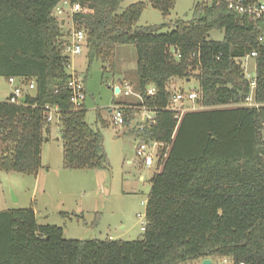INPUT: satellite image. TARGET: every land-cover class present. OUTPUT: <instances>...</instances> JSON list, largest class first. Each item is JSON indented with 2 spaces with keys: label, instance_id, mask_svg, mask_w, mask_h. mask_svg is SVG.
<instances>
[{
  "label": "trees",
  "instance_id": "16d2710c",
  "mask_svg": "<svg viewBox=\"0 0 264 264\" xmlns=\"http://www.w3.org/2000/svg\"><path fill=\"white\" fill-rule=\"evenodd\" d=\"M64 1L84 8L72 24L85 33L89 66L106 64L118 46L136 48L140 106L154 112L137 133L143 143L163 145L144 239L65 240L62 228L39 225L34 210L4 211L0 264H264V50L258 44L264 20L199 2L190 22L177 21L163 34L166 25L134 28L142 3L119 14L124 0H0V77L35 82L24 105L0 103V169L25 175L42 169L44 133L51 126L44 120L47 105L60 110L65 167L108 166L103 135L86 123L85 107L75 110L71 103L64 55L70 36L54 13ZM176 1L150 4L166 17ZM214 31L224 32L221 42L209 40ZM254 51V101L260 106L245 107L251 85L237 60ZM194 71L203 109L179 121L168 110L169 83ZM124 119L128 125L125 111Z\"/></svg>",
  "mask_w": 264,
  "mask_h": 264
},
{
  "label": "rangeland",
  "instance_id": "374dc122",
  "mask_svg": "<svg viewBox=\"0 0 264 264\" xmlns=\"http://www.w3.org/2000/svg\"><path fill=\"white\" fill-rule=\"evenodd\" d=\"M200 0H177L173 10L164 16L150 4V0H124L119 14L130 6L144 4L141 17L134 28L166 25L161 33L175 30L177 21L190 22L194 8ZM63 32L72 35V19L64 18ZM223 31H214L209 40L221 42ZM174 52V50H172ZM76 74L85 81L86 123L103 135L108 157L106 169L82 168L69 170L64 165L63 141L58 121L47 127L42 147L41 173L25 175L0 169V212L10 210H34L39 225L57 226L63 229L65 240L71 241H122L144 239L142 222H146V205L152 190V179L159 173V164L147 166L138 156L143 143L137 131L154 119V112L140 106L141 98L136 91L137 51L133 45L118 46L106 64L88 63L85 49L80 56L71 58ZM246 78L256 77V62L243 60ZM71 71V70H70ZM194 71L190 78L173 79L169 91L186 95L199 90ZM126 86L132 95L125 96ZM121 90L115 94V88ZM12 88L0 77V103L9 99ZM201 102V100H200ZM185 108L202 110V103ZM126 107L130 123L115 125L112 109ZM141 216L142 218H140ZM230 261L216 259L212 264ZM204 261L185 264H203Z\"/></svg>",
  "mask_w": 264,
  "mask_h": 264
},
{
  "label": "built area",
  "instance_id": "2783aa9c",
  "mask_svg": "<svg viewBox=\"0 0 264 264\" xmlns=\"http://www.w3.org/2000/svg\"><path fill=\"white\" fill-rule=\"evenodd\" d=\"M200 3L205 7L215 6L217 8H226L228 11L239 15L241 17H247L254 21L264 20V0H200ZM84 10L80 4H74L70 1H64L60 3L55 9V16L58 18L59 22L63 25H66L64 18L73 19L77 14L82 13ZM258 44L264 50V34L258 37ZM86 49V36L83 31H75L73 27L72 35L67 38L66 47L64 50V55L68 58L67 71L71 74V78L68 82V89L71 93V103L75 110H79L84 106L86 100V85L84 79L76 74L72 67L71 58L75 56L82 55L83 51ZM176 59H180L181 56L179 53L174 52ZM258 57V52L254 51L250 53L246 58L237 60V63L241 66L244 71V76L246 77V66L244 67L243 60L252 59L255 60ZM71 70V71H70ZM247 80L251 85V94L242 104L245 107H259L260 105L254 101V91L256 88V80L249 79ZM8 84L12 88L11 94L9 96L8 102L12 105L20 106L24 105L22 103L25 95L31 93L35 90V82L29 83H19L16 79L10 78ZM126 91L124 92L125 96H131V89L126 86ZM170 93V104L168 110L176 114V118L180 121L182 116L189 111H196L194 107L192 109L185 108V104L188 106H194L201 100V93L199 90L191 91L187 95L182 92ZM121 94V90H120ZM119 94V95H120ZM150 96L156 94L154 88L148 90ZM111 114L114 115V124L115 125H124V112L121 108L112 109ZM60 110L58 107H53L50 105L45 106L44 108V120L47 125L55 124L56 121L59 123ZM154 120V119H153ZM152 120V121H153ZM163 148V145L157 142L143 143L138 149V156L144 159V163L147 166H152L155 163L159 164L160 162V153ZM142 218L141 216H139ZM146 222H142V229L145 230ZM224 264H228L225 262Z\"/></svg>",
  "mask_w": 264,
  "mask_h": 264
},
{
  "label": "water",
  "instance_id": "95a60500",
  "mask_svg": "<svg viewBox=\"0 0 264 264\" xmlns=\"http://www.w3.org/2000/svg\"><path fill=\"white\" fill-rule=\"evenodd\" d=\"M62 25H63V23H62ZM115 94H116V95H119V94H120V89H119L118 87L115 88ZM22 103H23V104L26 103V98L23 99ZM110 113H111V111H110ZM203 264H212V262H211L210 260H206V261H204Z\"/></svg>",
  "mask_w": 264,
  "mask_h": 264
},
{
  "label": "crops",
  "instance_id": "0c3cea01",
  "mask_svg": "<svg viewBox=\"0 0 264 264\" xmlns=\"http://www.w3.org/2000/svg\"><path fill=\"white\" fill-rule=\"evenodd\" d=\"M43 168H44V167L42 166V169H41V171L43 170ZM41 171H39V172H38V176H39V174L41 173ZM36 215H37V214H36Z\"/></svg>",
  "mask_w": 264,
  "mask_h": 264
}]
</instances>
